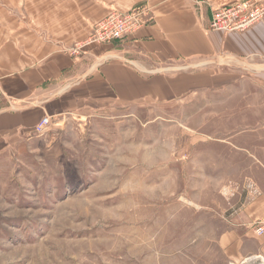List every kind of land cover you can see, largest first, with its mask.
<instances>
[{"label": "rangeland", "instance_id": "obj_1", "mask_svg": "<svg viewBox=\"0 0 264 264\" xmlns=\"http://www.w3.org/2000/svg\"><path fill=\"white\" fill-rule=\"evenodd\" d=\"M99 105L0 155V264H240L218 239L264 189V85Z\"/></svg>", "mask_w": 264, "mask_h": 264}, {"label": "crops", "instance_id": "obj_2", "mask_svg": "<svg viewBox=\"0 0 264 264\" xmlns=\"http://www.w3.org/2000/svg\"><path fill=\"white\" fill-rule=\"evenodd\" d=\"M243 1L0 0V155L30 138L42 118L82 117L88 104L184 100L247 80L264 85V20L246 32L210 30L214 9ZM132 10L145 21L134 37L70 53L96 23ZM259 192L218 239L229 262L264 257Z\"/></svg>", "mask_w": 264, "mask_h": 264}, {"label": "built area", "instance_id": "obj_3", "mask_svg": "<svg viewBox=\"0 0 264 264\" xmlns=\"http://www.w3.org/2000/svg\"><path fill=\"white\" fill-rule=\"evenodd\" d=\"M264 20V0H245L234 6L217 8L212 12L210 30L223 34L246 32L255 24ZM145 25L142 13L137 10L113 12L92 27L87 42L77 44L71 50L73 56L80 55L87 46L113 45L116 42L134 37ZM3 95L0 84V96ZM50 124L49 118H43L35 127V133L43 134ZM255 195H261L254 190ZM258 235L264 234V228H258ZM260 257L251 256L240 264H260Z\"/></svg>", "mask_w": 264, "mask_h": 264}]
</instances>
